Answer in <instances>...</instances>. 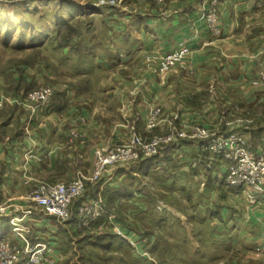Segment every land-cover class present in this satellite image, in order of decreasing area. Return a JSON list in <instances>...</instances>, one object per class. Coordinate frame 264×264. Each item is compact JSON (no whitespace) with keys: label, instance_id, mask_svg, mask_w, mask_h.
Segmentation results:
<instances>
[{"label":"crops","instance_id":"1","mask_svg":"<svg viewBox=\"0 0 264 264\" xmlns=\"http://www.w3.org/2000/svg\"><path fill=\"white\" fill-rule=\"evenodd\" d=\"M210 1L168 0L159 5L150 0H125L117 7L98 8L104 11L103 18L98 21V14L92 29L103 34L102 55L110 63L121 59L131 71L121 79L116 92L118 111L124 105L125 121L145 133L149 113L160 106L163 113L155 133L184 122L189 124V132L196 131V127L218 132L224 126L228 127L226 132L247 133L253 150L260 153L264 145V86L252 81L264 64V0H218L222 24L218 38L212 36L204 21H196L203 5ZM194 30L198 32L193 36ZM80 37H75V47L83 43ZM187 39L196 52L183 63L163 74L139 70L145 67L147 55L160 57ZM87 40L84 45L95 55L99 34L92 33ZM12 78L0 74V94L18 95L28 89L30 82L22 80L20 74ZM60 86L66 92L58 91L52 112L40 114L35 120L17 104L7 103L0 108V203L25 204L38 182L68 181L80 169L90 171L95 148L122 139L113 136L114 127L122 121L121 113L116 119L93 118L88 101L87 106L75 103V86ZM73 126L78 128L79 136L72 139L69 130ZM204 142L199 137L182 138L172 147L173 158L192 166L206 164V174L213 184L209 188L216 199L217 192H226L229 200L224 203L228 206L221 210L219 227L231 229L227 236L237 240V250L243 241L242 250L245 248L248 258L234 260V264H264V200L250 204L243 190L238 194L228 189L221 157L204 150ZM116 176L103 178L101 189L121 186ZM119 178L122 179L120 175ZM6 219L8 214L0 215V223ZM30 221L35 237L48 240L61 262L57 238L61 222L40 209ZM125 221L117 219L123 226L120 234L133 243V251L142 255L146 240Z\"/></svg>","mask_w":264,"mask_h":264},{"label":"rangeland","instance_id":"2","mask_svg":"<svg viewBox=\"0 0 264 264\" xmlns=\"http://www.w3.org/2000/svg\"><path fill=\"white\" fill-rule=\"evenodd\" d=\"M105 1L0 0V74L8 79L20 74L22 80L30 82V91L41 83L58 85L53 101L59 90L65 91L61 84L75 86V103L87 106L88 101L93 118L116 119L121 113L122 121L114 127L113 136L117 140L121 137L117 142H122L132 131H138L125 121L124 105L118 111L116 92L121 79L131 71L119 58L113 63L105 60L103 34L92 29V21L98 14V21L103 18L104 11L98 8L117 7L125 0ZM92 33L99 34L100 40L95 55L84 45ZM76 36H81L83 42L78 47H75ZM139 70L151 72L147 66ZM36 117L34 114L32 120ZM227 128L223 126L218 132L228 135L231 132H226ZM154 130L144 134L148 138L159 134ZM174 144H167L158 155L111 168L108 177L117 175L119 187L101 189L103 179L89 184L86 194L75 201V217L59 223L57 238L62 264H234V260L248 259L245 248L242 250L243 241L237 250V240L227 236L231 229L219 227L221 210L228 206L224 203L229 200L226 192L219 189L217 200L209 188L213 187L206 174L209 167L174 159L171 153ZM220 157V165L227 169L229 159ZM90 200L102 201L106 209L94 226L85 228L78 222L76 213L83 201ZM106 212L115 213L118 220L125 219L124 224L133 226L141 239L146 240L148 248L142 255L133 251L128 238L100 227L106 220Z\"/></svg>","mask_w":264,"mask_h":264},{"label":"built area","instance_id":"3","mask_svg":"<svg viewBox=\"0 0 264 264\" xmlns=\"http://www.w3.org/2000/svg\"><path fill=\"white\" fill-rule=\"evenodd\" d=\"M150 1L164 5L168 0ZM101 2L106 1L101 0ZM197 17L196 21L202 20L207 24L214 38L222 35L220 1L211 0L203 5ZM197 32L194 30L192 35H196ZM195 52L196 48L187 39L160 57L147 55L145 66L149 67L151 72L167 73ZM252 83L264 86V64L257 70ZM57 90L58 85L46 82L41 83L26 95L1 93L0 108L7 103L17 104L28 111L29 118L32 120L34 114L38 116L52 112L53 96ZM162 113L163 109L160 106L151 110L146 120V131L152 132L158 126ZM188 125L186 122L179 126L173 125L168 132L155 134L151 138L134 130L122 142H113L95 148L93 167L90 171L80 169L75 177L68 181L38 182L26 198L25 204L11 201L0 203V215L8 214L10 221L9 234L0 238V264H59L60 259L56 256L55 248L50 242L35 237L30 219L37 209L55 217L59 222L69 221L75 217V201L86 194L90 183L106 178L113 167L125 166L137 160L158 155L167 144H177L182 138L193 136L205 139L204 150L229 159L224 176L227 186L236 193L241 188L251 204L263 202L264 145L258 153L253 150L250 137L245 132L233 131L225 135L204 127H196V131L189 132L187 131ZM69 136L72 139L79 136L76 126L70 128ZM104 209L105 204L100 200L83 201L76 213L78 222L81 226L90 228L104 215ZM11 211H16V213L11 214ZM116 217L114 214H107L106 220L101 223L100 227L121 233L123 226L117 222ZM146 250L147 247H144L143 251Z\"/></svg>","mask_w":264,"mask_h":264},{"label":"trees","instance_id":"4","mask_svg":"<svg viewBox=\"0 0 264 264\" xmlns=\"http://www.w3.org/2000/svg\"><path fill=\"white\" fill-rule=\"evenodd\" d=\"M28 92H30V89L25 90V91H23V93L18 94V95H26ZM105 206H106V204H105ZM105 209H106V207H105ZM74 210H75V203H74ZM106 213L116 215L115 213H111V212H106ZM9 231H10V221H9V219H6L0 223V238L8 235Z\"/></svg>","mask_w":264,"mask_h":264}]
</instances>
